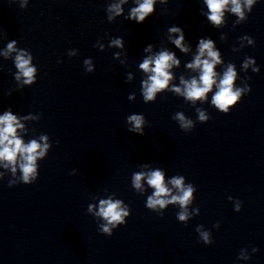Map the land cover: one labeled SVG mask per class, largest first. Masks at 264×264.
Segmentation results:
<instances>
[{
    "label": "clouds",
    "instance_id": "9594fccd",
    "mask_svg": "<svg viewBox=\"0 0 264 264\" xmlns=\"http://www.w3.org/2000/svg\"><path fill=\"white\" fill-rule=\"evenodd\" d=\"M168 0H135V6L132 7L125 19L134 21L136 23H143L146 18L152 15L156 8V4H166ZM207 7V12L203 13L207 20L212 24L214 28H218L225 23V12H230L237 17L233 27L236 24H241L248 19V15L252 12L254 5L258 0H203ZM128 0H119L118 3H109L105 9L107 20L113 22L116 17L124 15V9L122 5L127 4ZM21 8L27 7V0H21ZM247 13V14H246ZM168 39L176 49H179L181 53H187L190 50V44L186 43L185 33L179 26H171L168 28ZM225 36H221V40H225ZM241 41H247L248 45L255 46V40L244 35L239 38ZM16 41L13 40L7 45V51L4 54L5 57L15 49ZM96 47V45H94ZM113 47L124 48L123 38L111 39V45ZM243 47V44L241 45ZM103 49V45H99ZM197 52L194 55L191 62L186 64V67L193 71L199 72L198 78L193 76L190 80L180 77V86L173 84L171 87L170 81L174 79L171 69L173 67H179L181 64L174 51L161 49L151 55L143 58V61L139 63V69L143 73L147 74L146 79H142L141 95L145 103L155 102L157 99V93H163L166 90L170 91L178 96L183 97L187 101H206L207 94L212 93L211 104L221 113L228 114L230 110L236 106L242 97L251 92V88L247 83V80L241 81L243 87H237L235 81L237 79V72L234 64L229 63L222 75L215 71V68L221 61V52L215 49L214 41L211 38H200L197 44ZM153 45H147L143 51L146 53H152ZM236 51V49H233ZM69 56L75 55V51H70ZM120 53H115L116 57H119ZM33 57L24 50L17 51L14 58L15 68L18 72L15 74V79L21 81L23 85L31 86L37 80V68L32 66ZM62 62V61H60ZM85 71L87 73L93 72V65L91 59L84 60ZM255 65V60L251 57H246L242 63V69L247 70L250 66ZM253 72L258 73L259 68L253 67ZM219 80L217 82V77ZM129 79L131 77L129 76ZM128 81L126 80L125 83ZM215 85V91H213ZM11 95V91L5 93ZM243 94V95H242ZM132 99V96L129 97ZM198 120L202 123H206L210 116L200 109H197ZM37 119L38 117L21 116L13 114L11 108L4 111L0 115V166L4 169L10 170L13 179L8 181V186L23 183L29 185L34 183L39 176V163L38 160H43L47 157L49 150L52 148V143H49V137L47 134H41L38 139H31L29 142L25 141L18 135V130L21 132L26 131L25 125L21 123V120L25 119ZM174 119L179 121L180 128L185 132H191L194 128L193 121L186 119L183 113H176ZM127 123L131 125L128 129L129 132H134L139 135H144L143 125L145 123V117L143 115L132 114L127 117ZM59 144V141H56ZM17 170H19V177L16 178ZM4 173L0 172V179H3ZM147 185L153 189L151 195L147 196L146 208L155 212H158L160 216H163V212L160 210L165 209L168 205L178 204L180 211L176 214L178 221H186L189 219L188 206L195 200L194 193H196V187L191 184H185V177L183 175L173 176L169 181L172 187H169L165 182V173L163 170L156 168L155 170L147 172H134L131 178L132 187L139 193L145 191L142 181H145ZM173 189L176 190V194H173ZM230 201L233 197H228ZM234 211L240 212L242 208V202L239 200L234 201ZM94 205H89L87 211L93 212ZM194 212H199V208L193 209ZM95 216L103 219L104 223L99 226V231L106 235L112 236L113 230L121 225L126 224L127 219L130 216V207L124 205V202L120 199L113 200L111 197L108 199H101L99 201V210L93 213ZM219 223L213 225L214 228H219ZM203 225H198L196 228L199 234L200 240L210 245L213 243L212 235L209 231H202ZM258 249L253 247L252 252H257ZM251 257L243 255V252L239 254L238 259H250Z\"/></svg>",
    "mask_w": 264,
    "mask_h": 264
}]
</instances>
